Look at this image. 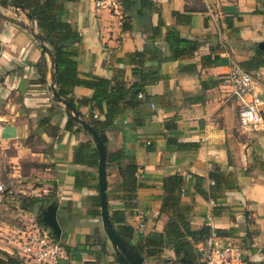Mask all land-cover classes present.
Here are the masks:
<instances>
[{
  "label": "crops",
  "instance_id": "obj_1",
  "mask_svg": "<svg viewBox=\"0 0 264 264\" xmlns=\"http://www.w3.org/2000/svg\"><path fill=\"white\" fill-rule=\"evenodd\" d=\"M95 1L65 4L67 20L82 37L79 71L105 79L119 76L131 85L136 78L127 56L146 51L148 60L143 67L158 70L160 77L144 89L134 109H125L104 132L108 152L121 150L134 158L138 166L135 177L141 185L134 200L123 199L125 194L120 189L117 193L109 188V168L115 183H120L117 165L107 167L106 194L113 195L107 201L109 216L115 211L125 213V224L134 231L133 246L139 235L162 233L168 219L159 212L162 180L178 175L183 178L180 204L189 210L192 229L207 225L223 230L227 232L225 239L240 247L248 264H264V108L262 123L256 129L242 128L238 103L225 81L264 42V0H150L152 8L132 2L133 7L143 9V16L134 15L135 9L125 11L124 1L119 15L97 9ZM125 22L128 30H123ZM157 26L160 36H153ZM171 29L198 44L192 56L171 58L164 40ZM44 47L34 21L20 10L1 8L0 150L10 165L40 156L39 163H43L42 152L24 145L30 136V123L36 122V133L46 142L53 141L54 146L50 152L59 186L60 264H118L100 215L94 208H81V199L94 196V191L73 185L71 174L85 167L71 165V156L88 140L64 129L68 117L52 100V65ZM43 52L47 61L44 83L35 67ZM208 56V61L203 60ZM251 73L253 86L262 92L264 100V67ZM73 94L75 98L90 97L92 91L75 87ZM53 103L62 114L54 109L48 113ZM80 113L87 117L88 108H80ZM54 114L59 116L55 122ZM46 116H50V123L40 127V120ZM57 127L59 130H54ZM216 170L231 178L237 189L212 193L215 203L211 205L212 182L208 176ZM194 177L202 179L200 186L207 196L196 192ZM39 191L43 195L48 192L37 186L32 195L40 197ZM66 204L72 207L62 208ZM213 207H218L216 216L212 215ZM19 211L24 212L20 207ZM9 248L0 243V251L12 254L14 247ZM166 256L170 259V250H165ZM145 260L146 264H162ZM168 264L181 263L173 260Z\"/></svg>",
  "mask_w": 264,
  "mask_h": 264
},
{
  "label": "trees",
  "instance_id": "obj_2",
  "mask_svg": "<svg viewBox=\"0 0 264 264\" xmlns=\"http://www.w3.org/2000/svg\"><path fill=\"white\" fill-rule=\"evenodd\" d=\"M2 1L20 6L31 16L32 21L36 24L38 36L41 37V41L45 44L44 51H49L52 55L55 69V90L61 98L71 103L79 112L82 107L88 108V119L85 120L94 128L106 147L105 130L114 125L115 121L123 115L125 109H134L138 105L136 102L138 95L142 94L147 86L160 80L158 70L147 71L143 67L148 60L146 51L133 52L127 56L128 63L132 65V76L136 78L131 85H128L119 76L105 79L92 73H81L79 71V59L82 54V37L67 20V11L65 9V4L76 3L80 0H0V2ZM123 1L127 2V5L124 7L125 11L130 12L135 9L137 12L134 15L136 16H143L144 11L143 9L133 7L132 2L138 1L144 5H149L151 8L153 7L150 0ZM129 18H132V14ZM128 29V25L125 22L123 30ZM153 36H160L158 26L153 29ZM164 40L173 60L188 58L198 48L196 42L182 38L176 29L168 30ZM209 59V56L203 58L205 61ZM35 67L40 73L41 81L44 83L46 78L45 72L47 71V61L44 52L39 62L35 64ZM239 67L248 73L264 67V53L256 48L255 54L249 60L240 63ZM75 87L89 89L92 91V95L90 97L75 98L73 94ZM52 109L62 114V111L56 106L49 109L48 113ZM94 112H97L103 119L96 118ZM83 118L86 117L83 116ZM50 119V116L42 118L39 126L43 127V124H49ZM170 127L172 128L174 125L171 124ZM64 129L73 135H78L80 132L85 133L80 125L70 118H67ZM54 130L58 131L59 128H54ZM70 164L95 170L94 173L77 170L71 176L73 177L74 187L79 189L86 188L96 192L94 196L88 197L87 200L88 204L94 208L96 214L100 215L97 177L98 155L91 138L77 146L72 153ZM112 164L117 165V174L120 178V183L116 184L114 192L119 193L120 189L125 194L123 199L134 200L137 189L141 187L135 177L138 166L134 158L124 155L121 150L115 152L107 151L106 168ZM208 177L212 182L210 191L211 201L213 202L215 197L212 193L237 189V186L231 183V178L227 177L223 172L217 170L211 171ZM194 179L196 192L202 196H207V193L200 186L202 179L199 177H194ZM182 182L183 178L178 175H172L162 180L163 195L161 196L162 203L159 212L160 214L167 215L168 218L164 230L162 233H150L145 236L139 235L134 245L136 250L147 260H159L162 264H168L173 260L178 261L181 258H185L193 261L195 264H201L194 245L209 234L211 227L205 225L199 230L192 229L189 210L180 204ZM107 185L106 178V190ZM106 196L108 201L110 195L106 194ZM116 196L119 199L117 194H115ZM54 200H56V196L50 194L45 195L43 198L31 196L19 199L20 209L29 213L34 211L37 204L40 205L37 209L38 225L45 229L52 239L54 237L41 222L40 214ZM129 207L132 208L134 206L130 205ZM217 209L218 207H213V216H216ZM125 217L124 212L115 211L111 214L110 221L117 235L130 243L134 231L130 226L125 224ZM214 231L222 238L227 237V232L223 230L214 229ZM165 250L171 251L172 256L170 259H167V256L163 257ZM0 264L25 263L15 252L10 254L0 251Z\"/></svg>",
  "mask_w": 264,
  "mask_h": 264
},
{
  "label": "built area",
  "instance_id": "obj_3",
  "mask_svg": "<svg viewBox=\"0 0 264 264\" xmlns=\"http://www.w3.org/2000/svg\"><path fill=\"white\" fill-rule=\"evenodd\" d=\"M123 0H96L95 7L119 15ZM231 94L238 103V122L244 129H256L262 123L264 100L262 92L254 88L253 73L234 69L226 78ZM138 98H142L139 94ZM153 107V106H151ZM2 186L0 184V191ZM214 205L213 201H210ZM143 228L139 226V230ZM21 241L14 251L25 264H60L63 248L48 232L39 227L21 232ZM201 264H248L235 243L217 235L211 228L209 234L194 245Z\"/></svg>",
  "mask_w": 264,
  "mask_h": 264
},
{
  "label": "rangeland",
  "instance_id": "obj_4",
  "mask_svg": "<svg viewBox=\"0 0 264 264\" xmlns=\"http://www.w3.org/2000/svg\"><path fill=\"white\" fill-rule=\"evenodd\" d=\"M9 10H13V8L9 7ZM54 106L55 104L53 103V107ZM52 117V121L55 122L59 116L58 114H54ZM85 119L88 118L86 117L84 120ZM35 124L36 122L33 124L32 122L30 123V136L24 141V145H27L33 151L42 152L43 163H39L40 159H42V156H40L34 161L24 159L23 161H19L16 165H10L7 158H5L3 152L0 150V184L2 186V190L0 191V243L2 245L4 244L7 248L10 247L13 249V247L21 241V239H19L21 232L27 233L32 228L35 229L39 226L37 222V209L40 205L37 204L32 213L26 211L21 212L19 211V199L34 196L32 195V191L39 186L40 188L48 190L46 195L50 194L56 196V200L58 201L57 193L59 192V186L56 183V179L58 178L57 168L52 166L50 152L54 147L53 141L50 140L46 142L38 135L35 129H33ZM78 136L82 140H88L90 138L83 132H80ZM12 167L15 168L13 169ZM82 170H91L95 172L94 169L90 168H83ZM108 172L110 176L109 188L111 190L110 192H112L116 188V183L114 178L111 177L112 170L110 168ZM11 173L15 175L13 178L11 177ZM93 193L96 194L95 191ZM38 194H41L40 198L45 196L42 191H39ZM112 196L113 195H110V197ZM71 207V205L69 206L66 204L62 208ZM82 207L92 208L88 204L86 197L81 199V208ZM11 226L15 228H11ZM148 261L152 263L155 260Z\"/></svg>",
  "mask_w": 264,
  "mask_h": 264
},
{
  "label": "water",
  "instance_id": "obj_5",
  "mask_svg": "<svg viewBox=\"0 0 264 264\" xmlns=\"http://www.w3.org/2000/svg\"><path fill=\"white\" fill-rule=\"evenodd\" d=\"M0 6L3 8L12 7L14 10H20L25 14L28 20H31V16L20 6L12 5L8 2H0ZM38 39L41 40V37L38 36ZM259 50L264 53V42L258 44ZM45 50V47L43 48ZM47 54L51 60L52 65V77H51V94L52 100L56 103V105L63 109L65 115L72 119L75 123L80 125L82 130L88 134L94 144V147L97 151L98 155V166H97V177H98V196H99V212L102 223V228L104 234L112 246L114 251L116 261L118 264H146L145 258L136 250L135 246L130 244L128 241L117 235L115 232L113 225L110 221L109 211H108V203L106 196V156L107 151L104 143L101 138L94 130V128L84 120L82 114L73 106L71 103L67 102L57 93L54 85V62L52 59V55L49 51ZM59 202L54 200L49 205H47L41 211V222L48 228V230L52 233L54 239L56 241H60L61 237V227L57 220V210H58ZM177 263L183 264H195L191 260H187L185 258H181L177 261Z\"/></svg>",
  "mask_w": 264,
  "mask_h": 264
}]
</instances>
